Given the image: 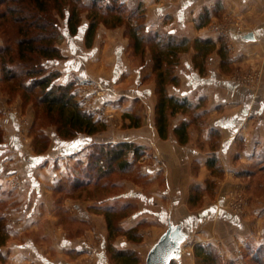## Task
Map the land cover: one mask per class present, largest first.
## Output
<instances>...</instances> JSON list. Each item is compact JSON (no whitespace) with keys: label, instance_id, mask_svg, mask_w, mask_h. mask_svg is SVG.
Segmentation results:
<instances>
[{"label":"crops","instance_id":"crops-1","mask_svg":"<svg viewBox=\"0 0 264 264\" xmlns=\"http://www.w3.org/2000/svg\"><path fill=\"white\" fill-rule=\"evenodd\" d=\"M119 2L128 12L125 21L142 23L145 33L189 40L190 47L179 54L173 69L176 81L166 85V92L194 106L168 114L166 138L160 137L155 125L151 49L146 47L144 60L134 53L126 23L108 28L100 22L86 46L85 13L74 35L64 20L57 45L62 58L49 61L46 68L61 74L58 83L97 81L104 90L103 109L95 114L82 109L107 123L105 116L114 112V121L125 125L119 142L134 143L152 154L151 167L144 170L151 184V203L168 215V223L174 221L187 231L190 242L182 247L181 256L184 253L189 264L195 263L196 244L211 245L224 263L247 264V252L264 245V0ZM222 22L230 25L229 40L217 29ZM196 39H210L215 46L203 56L192 47ZM222 44L226 50L220 54ZM244 67L261 69L260 82L249 86L235 81L233 73ZM9 100L0 87V186L12 188L16 195L12 203L17 202L3 213L9 235L0 247V264H111L103 245L97 251L93 237L96 231L103 237L108 232L106 210L79 196L60 200L61 192L55 190L61 175L56 171L46 179L45 167L52 169L53 162L44 154H30L29 146L21 142L24 129L8 111ZM26 105L28 113L32 104ZM132 120L138 126L129 127ZM183 122L188 124L187 138L180 143L174 128ZM101 133L105 131L83 138L89 143ZM83 138L70 146L60 143L63 153L77 150ZM18 183L20 188L15 187ZM238 188L245 199L241 216L228 206ZM121 245L122 250L131 248Z\"/></svg>","mask_w":264,"mask_h":264},{"label":"trees","instance_id":"trees-1","mask_svg":"<svg viewBox=\"0 0 264 264\" xmlns=\"http://www.w3.org/2000/svg\"><path fill=\"white\" fill-rule=\"evenodd\" d=\"M0 6H5V11L0 13V28L3 24H8L0 29V35L4 38V42L0 44V87L3 91L7 89L10 93L20 94L23 102L31 101L29 99L33 97L37 107L39 105L47 115L55 118L57 132L63 138L92 136L107 127L104 120L95 119L91 113L81 108L74 93L75 82L58 83L60 73L56 70L49 71L43 63L62 58L57 47L62 39L59 19L65 20L68 33L74 35L82 23L83 11L88 21L85 31L86 46L91 45L100 22L108 28L126 23V34L134 53L144 60L146 47L151 49L157 91L155 125L161 138H166L167 135L168 114H175L180 110L187 112L193 108L194 105L187 99L169 96L166 92V85L176 81L173 69L178 64L179 54L190 47L189 40L176 39L158 32L145 33L142 23L134 25L132 20L125 21L128 12L119 0H90L89 4L81 0H0ZM9 26L14 30L11 36L7 32ZM214 46L215 43L210 39H196L192 43L194 50L198 54L201 52L203 56L209 54ZM223 48H226L225 44L221 45L220 54ZM133 126H138L137 121H130L129 127ZM187 126L183 122L174 128V134L180 143L186 142ZM98 147L99 151L94 154L96 165L106 164L108 170L116 168L127 171L131 166L130 162H138L144 152L141 147L126 141L115 145L101 144ZM102 159L105 160L104 163L101 162ZM89 165L90 162L87 166L90 171L93 170ZM210 168L217 169L211 165ZM106 218L108 234L111 235V231L119 229L112 225L109 216ZM125 234L130 240L137 239L132 229ZM8 235L4 215L0 212V247L6 243ZM193 251L195 264H225L211 245L196 244ZM111 259L115 264H137L138 261L130 250H113Z\"/></svg>","mask_w":264,"mask_h":264},{"label":"rangeland","instance_id":"rangeland-1","mask_svg":"<svg viewBox=\"0 0 264 264\" xmlns=\"http://www.w3.org/2000/svg\"><path fill=\"white\" fill-rule=\"evenodd\" d=\"M81 1L85 2V0ZM4 11L5 6H0V13H3ZM83 13H85V11H83ZM59 24L62 31L64 19H59ZM6 26H8V24H3L1 28ZM229 27L230 25H228L226 22H222L217 25L218 31H221V34L226 37L225 39L227 40H229ZM7 32L9 36H11L14 33V30L9 26ZM3 42L4 38L0 35V44ZM129 58L130 60H133L132 56H129ZM45 62L46 61L43 63L46 67L48 62ZM254 72H261L262 78L261 69L259 70L253 67L236 69L232 75V78L237 81L239 78L241 79ZM59 80L60 77L58 81ZM74 82V93L76 100L79 101L81 108H87L83 104L86 103L85 100H87L88 97L85 99L81 91L83 89L92 91L91 89L93 86L89 87V84H97L100 88L102 87L97 83V81L92 79H78ZM84 86L87 87L84 88ZM3 92L5 95L10 96V109L8 111L12 112L15 117L16 124L20 127V129H24L23 133H21V142L29 146L30 154L32 153V155L35 156L44 154L45 159L51 160V162H53L52 169L47 166L45 167L44 175L46 176V179L53 177V174L56 171L61 175V179L59 180V183H61L60 188L57 187L56 190L54 189L55 191L61 192L60 200L79 196L78 198H85V200L93 201L92 205L94 208L99 209L102 207L103 210H106V217L109 216L112 219V225L114 227H118L117 229L119 230L114 229L111 231V235L108 234L109 232H107L105 237L102 236L101 232L96 231L94 233L93 237L97 251L102 250L100 245H103L105 256L108 258L111 257L113 250L121 251L124 248L121 247V243L124 242L126 245L131 246V248L129 247L125 249L134 252V255L138 260L137 264H145V258L148 251L163 234L168 225V215L162 212L163 210H161L158 204L152 205L150 200L152 197L150 190L151 184L149 178H147V175L144 173V170L151 167L152 154L148 151L143 152L142 156H145L139 157L138 162H130L131 166L127 171H119L116 168L108 170V168H106V164L100 163V165H96L94 154L99 151L98 146H101V144L115 145L119 142V140H121L119 135H121L120 133H123L122 128H124V126L122 127L120 122L114 121V112H108L113 115V118L110 119L108 123L106 122L107 127L104 130L105 134L101 133L99 136L92 137L91 139L89 138L90 142L86 143L88 141L83 138V136L87 135H79L75 138L69 139H65L60 136L57 132V123L55 118L53 116L47 115L43 111V108L39 107V105L37 107L33 97L29 99L31 101H27L22 104L20 103L22 100L20 94L10 93L7 89H4ZM88 96L90 99L94 98V95H90V93ZM104 98L105 95L104 97L97 99L98 101L95 100L90 102L95 110L101 111L103 109L102 107L104 106ZM88 101L87 103H89ZM26 104H32V110L28 111V113H26ZM87 109L89 111L91 110L90 108ZM1 134L2 133H0V140H2ZM81 137L83 139L81 140L82 142L77 150L73 148L68 150L66 149L67 151L63 153L64 151H62L60 143H68L69 145V143H73ZM83 145L87 146L82 148ZM89 162V166L93 167V170L91 171L87 166ZM101 162L104 163L105 160L103 161L102 159ZM87 183H89V185H87ZM20 186L21 183H18V185L15 187L20 188ZM238 190L239 188L237 189V192H232L228 206L234 214L241 216L244 215L245 199L242 192ZM12 191L13 189L10 187L0 186L1 213H5V211L10 209L12 205H17V202L12 203V199H15L16 197ZM62 203L64 204L63 201ZM62 203H60V205H62ZM238 204L240 207L237 209V212L234 207H236ZM181 217L182 216L179 215L177 216L178 219ZM129 229H132L136 233L137 239L135 241L126 237L125 232ZM9 232H11V230H9ZM17 236L18 235H16V237ZM62 236L65 238L64 233H62ZM16 240H18V237ZM23 242L24 241L21 243ZM188 242H190L189 238L186 242H184L182 247L185 248ZM116 245H118V247H116ZM84 252H86V250ZM30 254L31 256H35L33 253ZM257 254L258 256H256ZM0 257H2L1 254ZM181 257V264H189L188 259L186 260V258H184V253ZM181 257L173 261L172 264H179ZM111 260L110 263L113 264V261ZM246 260L247 264H264V245L259 244L256 251L249 250V252H247ZM31 263L32 262H30V264ZM2 264L5 263L2 262ZM225 264H234V262L229 261Z\"/></svg>","mask_w":264,"mask_h":264},{"label":"water","instance_id":"water-1","mask_svg":"<svg viewBox=\"0 0 264 264\" xmlns=\"http://www.w3.org/2000/svg\"><path fill=\"white\" fill-rule=\"evenodd\" d=\"M187 234L180 224L169 222L166 230L148 251L145 264H171L180 258Z\"/></svg>","mask_w":264,"mask_h":264},{"label":"built area","instance_id":"built-area-1","mask_svg":"<svg viewBox=\"0 0 264 264\" xmlns=\"http://www.w3.org/2000/svg\"><path fill=\"white\" fill-rule=\"evenodd\" d=\"M260 80H261V72H254V73H251V74H248V75H246L245 77H243V78H239L237 81L239 82V83H241V84H246V85H251V86H254L255 84H257V83H259L260 82ZM90 85V86H89ZM88 86L89 87H92V91H87V90H85V89H83L81 92H82V94L84 95V98L86 99V97H88L87 98V100H85V102L86 103H84L83 105L85 106V107H87V108H90L91 110V112L92 113H97L98 111L97 110H95L94 108H93V106H92V104L90 103V102H92V101H95V100H97V99H100V98H102V97H104V90L102 89V88H100L97 84H89ZM87 86H84V88H86ZM81 88V87H80ZM90 93V95H94V98H92V99H90L89 98V96H88V94ZM89 100V101H88ZM87 101L89 102V103H87ZM98 101V100H97ZM86 108V109H87ZM113 118V115L112 114H110V113H108L106 116H105V120L106 121H110V119H112ZM239 207H240V205L238 204V205H236V207H234L235 208V210L238 212V210L237 209H239Z\"/></svg>","mask_w":264,"mask_h":264}]
</instances>
